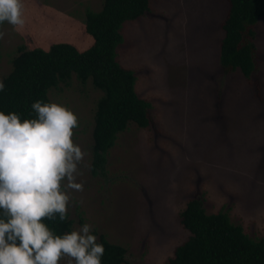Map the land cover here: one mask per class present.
<instances>
[{"label": "rangeland", "instance_id": "1", "mask_svg": "<svg viewBox=\"0 0 264 264\" xmlns=\"http://www.w3.org/2000/svg\"><path fill=\"white\" fill-rule=\"evenodd\" d=\"M18 31L1 25L0 80L12 69L22 44L48 48L55 41L87 47L86 12L103 0H23ZM227 0H152L151 9L123 28L118 58L137 74L136 89L152 104L153 123H130L94 174L93 128L103 91L74 74L70 84L49 91L52 102L78 117L73 141L86 153L76 182L67 187L73 230L93 226L127 247L124 264H169L189 236L181 212L189 197L203 198L209 213L227 211L253 237H264V17L257 26V71L220 65L221 22ZM59 264H69L64 257ZM74 264V262H73Z\"/></svg>", "mask_w": 264, "mask_h": 264}, {"label": "trees", "instance_id": "2", "mask_svg": "<svg viewBox=\"0 0 264 264\" xmlns=\"http://www.w3.org/2000/svg\"><path fill=\"white\" fill-rule=\"evenodd\" d=\"M152 0H103L100 10L86 12L83 28L93 37L85 48L73 42L55 41L48 48L22 44L12 60L11 71L2 79L0 111L15 112L21 120L34 119L31 105L36 100L50 103L49 91L60 83L70 84L75 74L103 91L96 103L93 128L92 171H104L108 153L130 123L150 127L152 104L136 89L137 74L119 60L118 47L124 41L127 21L136 20L151 9ZM228 11L221 22L224 37L219 61L224 71L241 70L248 81L258 69L257 30L264 17V0H227ZM0 24V30H1ZM2 39H0V51ZM8 217L0 210V219ZM54 235L72 231L73 219L61 221L59 214L44 220ZM181 223L189 236L179 243L169 264H264V237H253L224 210L209 213L202 197L188 198L181 212ZM105 254L102 264L127 262L126 246L101 234Z\"/></svg>", "mask_w": 264, "mask_h": 264}, {"label": "clouds", "instance_id": "3", "mask_svg": "<svg viewBox=\"0 0 264 264\" xmlns=\"http://www.w3.org/2000/svg\"><path fill=\"white\" fill-rule=\"evenodd\" d=\"M17 31L23 27V0H0V24ZM5 33L0 31V39ZM5 84L0 80V91ZM34 119L21 120L15 112L0 111V264H102L103 243L91 224L63 235H54L43 221L59 214L67 219V187L83 190L76 182L78 163L86 153L73 141L77 115L56 102L36 100Z\"/></svg>", "mask_w": 264, "mask_h": 264}]
</instances>
